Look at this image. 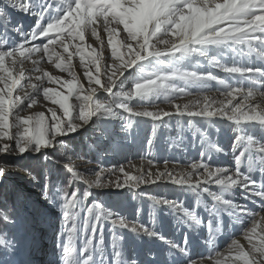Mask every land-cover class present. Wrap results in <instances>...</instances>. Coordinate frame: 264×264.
<instances>
[{
  "label": "snow or ice",
  "instance_id": "obj_1",
  "mask_svg": "<svg viewBox=\"0 0 264 264\" xmlns=\"http://www.w3.org/2000/svg\"><path fill=\"white\" fill-rule=\"evenodd\" d=\"M214 85L223 100L208 95ZM185 96L195 98L177 103ZM145 120L150 167L127 154L107 163L137 144ZM157 124L175 137L161 140ZM154 149L178 150L187 167L174 172L165 156L161 170ZM93 153L89 179L74 161ZM25 154L44 161L19 169L39 193L0 190L13 209L0 221L22 233L0 240V264H31L45 224L56 239L48 264H205L200 248L212 264H264V0H0V157ZM9 167L0 162V179ZM160 182L176 186L172 198L140 190ZM107 188L123 191H93Z\"/></svg>",
  "mask_w": 264,
  "mask_h": 264
},
{
  "label": "rangeland",
  "instance_id": "obj_2",
  "mask_svg": "<svg viewBox=\"0 0 264 264\" xmlns=\"http://www.w3.org/2000/svg\"><path fill=\"white\" fill-rule=\"evenodd\" d=\"M18 18H21V17H18ZM25 22L28 23L30 21L26 19ZM88 42L94 43L92 41H88ZM58 51H61V49H58ZM73 63L76 65L79 64L78 57L74 58ZM41 66L44 67L46 70L51 71L53 75L61 76L64 79H70L67 73H61L59 72V70L54 69L53 66L48 65L47 63H43ZM26 68L31 69V64H26ZM213 71L217 72L221 76L224 75L223 73H220L219 70H213ZM77 73L78 75L81 76L82 82L85 83V86H87L86 81H83L82 69L77 67ZM27 74H31V73L29 72ZM45 86L56 87V85H48L47 82H45ZM218 87H219L218 85H214L213 91L208 93V95L212 96L217 101L224 99V97L220 95L219 91L216 90V88ZM189 91L194 92L193 89H189ZM194 98L195 96H185L182 99L177 100V103H181V104L187 103L189 100H192ZM73 102L75 101L73 100ZM43 104L44 102L41 101V105L35 106L33 111L44 110V108L42 107ZM159 107L165 110L169 109V106L164 103H161ZM174 123L175 121H173V124ZM156 127H157L158 135L161 140L167 139L169 136L175 137L176 135L174 131L165 130L161 128L159 124H157ZM150 131H151V122L148 120H145L142 123L141 128L139 130L137 144L133 145L131 148L124 149L123 152L118 151L112 154L108 158L107 163L109 164L116 163V162L126 163L125 154H127V159H130L131 162L134 165H136V169L143 168L144 170H147L150 167V165L148 164V159L152 158L151 156L146 155L147 153L146 137L150 134ZM132 134L137 135V130L135 128L133 129ZM75 139L77 143L81 141V137L79 136H77ZM142 142L144 143V149L143 151H138L137 150L138 145ZM153 151L157 152V155H156V160L158 161L157 167H159L161 170H163L164 168L163 159L165 156H167L169 159L168 168L170 170L175 172V171H180L187 167V164L182 159L184 154L179 152L178 150H170L163 154H160L157 149H154ZM189 155H195V153H189ZM90 158L93 160L92 164H86L82 160H75L74 163L77 169L83 172L86 175V177H88L89 179H95L94 176H89V174L86 171V169L88 168H97V164L95 162V153H93ZM174 161H179V163H174ZM0 162L6 163L7 165L10 166L5 177L0 179V190H12L14 188H23L26 192L31 193L33 198H35L38 195L39 189L33 188V186L30 183H28L27 178L24 176V173L19 170L20 168H23V167H31L35 169L36 171H43L44 161L38 154H31V155L25 154L24 157H19V156H8L6 158L0 157ZM136 169L131 168V167L126 168L127 171L132 172V174L134 175L139 174L136 171ZM155 170L156 169L153 168L154 172ZM112 179H115V177H112ZM83 187L84 185H81V190H83ZM68 190L71 191V189H68ZM140 190H144V191H147L155 195H167L169 198H172L174 192H176L178 189L174 185L160 182L155 185H152V184L141 185ZM93 191L97 193H115V192L123 191V190L107 188V189H93ZM185 202L186 204L191 203L190 200H186ZM147 203L148 202L145 201V213L142 217V221L146 225L149 224V216L147 214ZM11 205H12L11 199L8 200L7 205H5L3 202H0V209L7 208L9 211V215H11L13 211ZM257 210L259 209L256 208V211ZM57 214H58L57 209L53 208L50 214L53 220L56 219ZM161 218L163 219L166 225H169V228L171 229V223H170L171 218L170 217H161ZM4 232H6L7 235L6 237L0 236V240L7 239L8 241H12L13 239H15V241L17 242H20L22 240L21 229L18 225L13 226L10 224H5L3 221H0V233H4ZM35 235H36L35 241L34 242H32L31 240L29 241V243L32 244V250H31V254L28 255L27 258L31 261V264H48L49 257L52 255V253L55 250V244H56L55 232L53 229H50L47 224H45L42 226V230H38ZM169 235H171V231L169 232ZM238 235L239 234H237V236ZM175 238L177 240H180L182 239V236L180 233H177ZM222 238H225V242L227 243V244L225 243L222 245L221 250L223 251L227 249V245L230 243V239L224 236H222ZM137 250L141 252V256L143 258V246H138ZM197 251L198 253H200L201 251V253H203L204 255L202 257L200 255H197L194 257V259L209 260L207 258L206 248H200ZM0 258H4L2 247H0Z\"/></svg>",
  "mask_w": 264,
  "mask_h": 264
},
{
  "label": "bare ground",
  "instance_id": "obj_3",
  "mask_svg": "<svg viewBox=\"0 0 264 264\" xmlns=\"http://www.w3.org/2000/svg\"><path fill=\"white\" fill-rule=\"evenodd\" d=\"M256 208L259 209L258 206ZM257 212H259V210H257ZM260 214L261 215H264V213H260ZM237 234H239V232ZM235 238H239V235L237 237H235ZM242 242H244V241H242ZM225 243H226L225 242V238L220 237L218 239L217 244L219 245V248H218L219 251L222 249V245L225 244ZM221 252H226V250H223V251L221 250ZM200 253H201V251H200ZM204 262H205V264H212V261L211 260H204Z\"/></svg>",
  "mask_w": 264,
  "mask_h": 264
}]
</instances>
